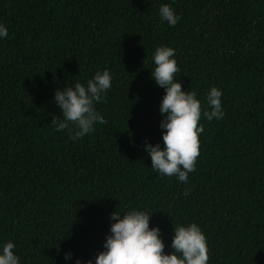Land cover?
<instances>
[{"label":"trees","instance_id":"trees-1","mask_svg":"<svg viewBox=\"0 0 264 264\" xmlns=\"http://www.w3.org/2000/svg\"><path fill=\"white\" fill-rule=\"evenodd\" d=\"M161 3L181 14L175 26ZM0 22V240L21 264L94 258L109 214L130 207L153 212L166 252L173 226L195 221L209 264H264V0H0ZM159 45L176 49L177 79L202 103L222 89L225 115L201 117L187 185L154 171L143 149L162 142ZM104 68L106 123L73 141L51 121L54 90Z\"/></svg>","mask_w":264,"mask_h":264},{"label":"clouds","instance_id":"clouds-1","mask_svg":"<svg viewBox=\"0 0 264 264\" xmlns=\"http://www.w3.org/2000/svg\"><path fill=\"white\" fill-rule=\"evenodd\" d=\"M158 15L170 26L181 20V14L169 3L159 5ZM8 34L7 25L0 22V39ZM151 61L154 67L150 77L164 89L159 104V127L163 131L162 142L150 143L145 139L143 149L151 158L154 171L162 176H175L178 182L187 185L199 155L198 134L204 130L199 123L201 117L212 121L225 115L222 89L211 85L203 103L196 91L184 90L176 76L180 71L176 49L169 45L157 46ZM112 79L110 70L104 68L97 70L86 82L74 81L55 89L52 100L61 113L51 120L55 130H67L69 138L75 141L93 132L97 124L106 123L96 105L112 87ZM188 191L186 187L185 192ZM152 213L139 207L123 211L116 208L109 214L112 223L102 250L92 259L75 257L73 264H209L207 236L198 222L175 224L169 245L173 251L166 252L160 227L149 226ZM16 247L13 240H0V264H21L20 256L14 251ZM73 256L70 250L64 253L66 261Z\"/></svg>","mask_w":264,"mask_h":264}]
</instances>
